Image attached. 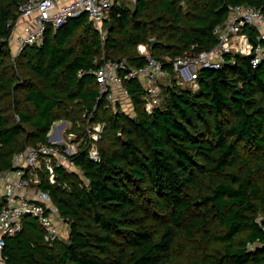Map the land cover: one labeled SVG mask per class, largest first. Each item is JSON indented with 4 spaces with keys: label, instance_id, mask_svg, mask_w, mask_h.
<instances>
[{
    "label": "trees",
    "instance_id": "obj_1",
    "mask_svg": "<svg viewBox=\"0 0 264 264\" xmlns=\"http://www.w3.org/2000/svg\"><path fill=\"white\" fill-rule=\"evenodd\" d=\"M25 1L0 0V173L17 153L50 145L56 122L70 123L80 146L70 156L75 171L55 167V182L44 173L39 185L68 238L48 244L27 216L6 239V263L264 264V59L254 67L249 56L226 55L198 73L196 89L173 70L192 47L217 45L228 6L264 13V0H120L102 32L84 13L13 58L9 38ZM244 32L257 43L252 28ZM140 45L171 79L152 113L143 83L126 81L131 116L88 72L106 59L142 67ZM94 124L103 127L96 158L86 130ZM152 216L166 222L154 228Z\"/></svg>",
    "mask_w": 264,
    "mask_h": 264
},
{
    "label": "built area",
    "instance_id": "obj_2",
    "mask_svg": "<svg viewBox=\"0 0 264 264\" xmlns=\"http://www.w3.org/2000/svg\"><path fill=\"white\" fill-rule=\"evenodd\" d=\"M120 4V0H26L19 5L18 19L12 24L9 43L13 58L18 57L28 46L40 47L48 29H59L69 19L84 13L102 32L104 21L109 19L112 8ZM246 27L255 31L257 43L254 44L248 33L244 32ZM214 35L218 43L211 50L194 53L192 47V52L174 59L175 80L182 87L196 89L198 73L203 69L220 68L225 63L226 55L249 56L254 67L264 59V13L260 10L246 5L228 6V16L214 28ZM138 50L147 59L142 67L130 66L125 59H106L88 73L95 76L101 96L108 94L111 103L116 99L122 107H126V104L123 105L124 99L121 97L130 100L124 83L135 79L140 81L146 91V110L152 113L161 106V85L167 84L162 81L170 80L171 74L165 69L164 62L150 55L147 46L140 45ZM193 83L194 87L191 86ZM130 106L126 107L129 112L124 110L129 115L134 112ZM61 125L58 123L57 129ZM86 130L91 140V155L96 158L97 143L103 127L94 124ZM49 138L50 145L38 144L14 155L12 169L0 173V264H7L4 256L6 239L22 230L25 217L32 216L38 220L44 230L45 241L51 245L64 240L63 232L70 227L60 216L50 194L41 190L39 185L44 173H49L51 183L55 182V167L75 171L70 156L78 152L80 142H76L77 135L66 134L65 130H57V138L52 135ZM74 145H78L76 149Z\"/></svg>",
    "mask_w": 264,
    "mask_h": 264
},
{
    "label": "rangeland",
    "instance_id": "obj_3",
    "mask_svg": "<svg viewBox=\"0 0 264 264\" xmlns=\"http://www.w3.org/2000/svg\"><path fill=\"white\" fill-rule=\"evenodd\" d=\"M163 83H168V82H170V80H163L162 81ZM191 86L192 87H194L195 86V83H193V84H191ZM117 103H119L120 104V102L119 101H117L116 99L112 102V105H115V104H117ZM121 105V104H120ZM130 104L129 103H127L126 104V107H128ZM122 106V105H121ZM126 107H122L123 108V110H127L128 112L130 111L129 109H127ZM130 108H131V106H130ZM130 114V113H129ZM63 122H65V121H62V122H59V124L61 125ZM57 125H58V123H55L54 125H53V127H52V130H51V132H50V134L49 135H52L53 137H56L57 138V130H65V133L66 134H69V132L71 131V129H72V125L70 124V123H66V125H61L60 127H59V129H57ZM67 126V127H66ZM87 134H88V132H87ZM65 135V134H64ZM78 146V145H77ZM77 146H75L74 145V147H75V149H76V147ZM246 154V156H251V154H249V153H245ZM254 156V155H253ZM256 156V155H255ZM141 204V206H142V202L140 203ZM144 206V205H143ZM146 212H147V210H146ZM155 219H157V224L155 225V227L154 228H159L160 226H162L165 222H166V218H163V217H161V216H159V217H154V216H152V218H151V224L152 225H154V223H156V222H154V220ZM69 230H70V227L69 228H67V229H65L64 230V232H63V235H62V238L64 239V240H66V238H68V235H69Z\"/></svg>",
    "mask_w": 264,
    "mask_h": 264
},
{
    "label": "crops",
    "instance_id": "obj_4",
    "mask_svg": "<svg viewBox=\"0 0 264 264\" xmlns=\"http://www.w3.org/2000/svg\"><path fill=\"white\" fill-rule=\"evenodd\" d=\"M121 99H124V101H123V105H125V104H127V103H129L130 105H131V101L130 100H127V99H125V98H123V97H121ZM129 99V98H128ZM131 110L133 111V107H131ZM135 115V113L134 112H131V116H134ZM60 122V121H59ZM59 122H56V123H59Z\"/></svg>",
    "mask_w": 264,
    "mask_h": 264
},
{
    "label": "water",
    "instance_id": "obj_5",
    "mask_svg": "<svg viewBox=\"0 0 264 264\" xmlns=\"http://www.w3.org/2000/svg\"><path fill=\"white\" fill-rule=\"evenodd\" d=\"M156 42H157L156 39L151 40V45L153 46ZM50 138L53 139L52 137H50ZM62 147H63V149H65V146L64 145Z\"/></svg>",
    "mask_w": 264,
    "mask_h": 264
}]
</instances>
